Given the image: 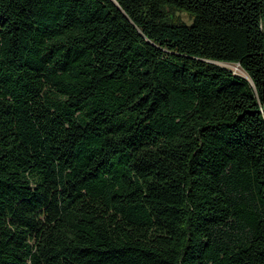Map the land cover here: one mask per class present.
Wrapping results in <instances>:
<instances>
[{
  "label": "trees",
  "instance_id": "16d2710c",
  "mask_svg": "<svg viewBox=\"0 0 264 264\" xmlns=\"http://www.w3.org/2000/svg\"><path fill=\"white\" fill-rule=\"evenodd\" d=\"M0 264H264V0H0Z\"/></svg>",
  "mask_w": 264,
  "mask_h": 264
},
{
  "label": "rangeland",
  "instance_id": "374dc122",
  "mask_svg": "<svg viewBox=\"0 0 264 264\" xmlns=\"http://www.w3.org/2000/svg\"><path fill=\"white\" fill-rule=\"evenodd\" d=\"M181 16L184 20L188 21V17L186 15L181 14ZM227 67L230 68L235 73L242 74V72L240 71V69L236 65H227Z\"/></svg>",
  "mask_w": 264,
  "mask_h": 264
}]
</instances>
